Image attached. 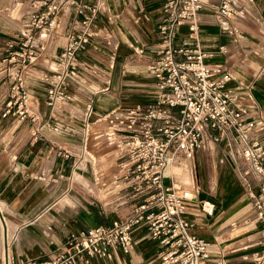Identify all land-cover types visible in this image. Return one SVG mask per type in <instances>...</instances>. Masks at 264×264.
<instances>
[{
	"label": "crops",
	"instance_id": "0c3cea01",
	"mask_svg": "<svg viewBox=\"0 0 264 264\" xmlns=\"http://www.w3.org/2000/svg\"><path fill=\"white\" fill-rule=\"evenodd\" d=\"M162 2L104 0L93 25L96 34L77 52L79 74L67 79L69 97L55 110L44 102L46 85L40 74L49 64L53 67L71 17V5L57 14L44 48L24 70L28 114L22 120L11 113L1 114L8 83L0 70V264L46 257L70 232L125 217L141 199L142 193L132 192L119 161L101 165L92 163L94 154L93 159L83 157L87 144L83 147L81 141L82 111L89 102L90 128L98 132L106 122L97 115L154 100L156 87L152 88L146 64L159 41ZM245 3L243 18L221 21L214 18L213 5H203L198 12L196 41L200 48L212 52L210 61L220 62L231 73L229 84L242 100L250 91L256 107L250 106L248 115L260 119L264 113V0ZM28 8L29 0H0V67L6 41L27 25ZM234 25L238 33L232 31ZM174 43L190 46L194 40L181 26ZM130 44L142 46L143 52L133 51ZM220 45L223 51L218 49ZM252 130L264 142V129ZM192 157L198 167L206 166L207 173L200 168L192 171L193 164L181 153L174 155L171 167L173 178L192 188L196 198L207 197L214 203L211 214L202 212L194 202L184 213L191 223L190 231L211 242L208 264H255L254 256L264 252L260 242L263 233L248 218L250 200L234 162L220 142H207L194 149ZM98 177L110 186L117 178L122 181L121 191L112 188L107 192L108 198L126 201L113 207L115 213L105 211L102 204L87 202L88 186L97 183ZM251 183L255 190L256 185ZM248 230L255 231L254 236L245 237L243 231ZM132 234L129 250L114 247L111 258L92 255L76 264H160L161 245L142 226L135 227ZM253 238L257 239L244 241ZM252 243L256 247H248Z\"/></svg>",
	"mask_w": 264,
	"mask_h": 264
},
{
	"label": "built area",
	"instance_id": "2783aa9c",
	"mask_svg": "<svg viewBox=\"0 0 264 264\" xmlns=\"http://www.w3.org/2000/svg\"><path fill=\"white\" fill-rule=\"evenodd\" d=\"M245 1L250 0H163V17L157 25L159 41L146 64L156 87L154 100L145 106L112 108L97 115L106 122L98 132L90 128L91 104L82 111V146L91 137L102 135L105 143L117 150L124 178L130 181L132 192L142 193L141 199L125 217L70 232L46 257L1 264H76L92 255L111 258L112 248L132 247L137 226L161 245L160 264H208L211 242L190 231L184 213L194 202L202 212L211 214L214 203L207 197L196 198L192 188L173 178L171 167L175 154L188 158L207 142L222 143L238 169L250 200L248 218L260 226L264 250V142L252 130L264 129V113L260 119L248 115V108L256 107L250 91L242 100L229 84L231 73L220 62L210 61L212 52L200 48L196 41L198 12L203 5H213L218 21L238 20L247 12ZM103 5L104 0H29L27 25L6 41L1 58L0 70L8 83L2 115L11 113L22 120L28 114L24 70L44 48L57 14L68 9L71 17L64 41L53 67L49 64L40 78L46 85L44 102L51 110L69 97L67 79L79 74L77 52L96 34L93 25ZM181 26L194 40L192 45L174 43ZM232 31L238 33V26ZM130 46L143 52L142 46ZM218 49L225 48L220 45ZM263 255L254 256L255 264H261Z\"/></svg>",
	"mask_w": 264,
	"mask_h": 264
},
{
	"label": "rangeland",
	"instance_id": "374dc122",
	"mask_svg": "<svg viewBox=\"0 0 264 264\" xmlns=\"http://www.w3.org/2000/svg\"><path fill=\"white\" fill-rule=\"evenodd\" d=\"M151 82H152V88H154L155 83L153 80H151ZM107 89H109V88H107ZM152 101H153V99L144 100V102L142 101L139 103V106L147 105V104L151 103ZM86 151H88L90 153L85 155ZM93 154H94V158H95V161H92L93 164H96L97 162H100V164L101 163L104 164V163H107L109 161L121 160V157L118 156V153H117V150L115 149V147L113 145L105 144V141H104V138L102 135L98 136L96 138L91 137L87 142V147L84 150V153H83L84 156L83 157L86 158V156L88 155L89 158L93 159V157H92ZM193 154H194V151H193ZM86 159H88V158H86ZM188 159H189L190 165L192 166V164H193V167H191L192 171L195 170V173H196V172H198V170L200 168V170L207 173L206 166H204L203 168L198 167L197 161L193 159L192 155L190 157H188ZM216 162H217V159L215 160V163ZM100 164L98 163L97 166ZM96 169H98V168H96ZM184 175L186 176V173H184ZM118 179L119 178L115 179L114 182L112 183L113 185L111 184V186H110L107 183L103 182V180L98 177V179L96 180L97 183H92V184H90V186H88V191L86 193L87 202L91 205L96 204V203L102 204L105 211H110V212L115 213L113 211V207L118 208L124 202H126L124 200L122 201L121 199L108 198L110 196L107 195V194H109L107 192H110V190L112 188H115L116 190H119V191L122 190V187H121L122 181H119ZM114 185H118V186L114 187ZM133 201L134 200H131L130 203H133ZM114 216H120V215H111L109 217H114ZM254 233H255V231H251V230L243 231L244 236L245 237L248 236L249 238H250V236H254ZM256 239L257 238H253L252 240L244 239V241L245 242H252V241H255ZM256 245L257 244L252 243L251 246H248V247H256ZM255 249H257V248H255Z\"/></svg>",
	"mask_w": 264,
	"mask_h": 264
}]
</instances>
